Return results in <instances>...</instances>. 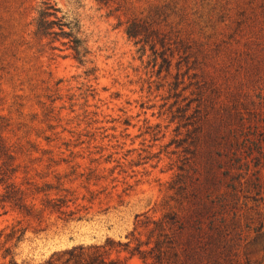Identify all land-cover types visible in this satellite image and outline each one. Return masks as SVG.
I'll list each match as a JSON object with an SVG mask.
<instances>
[{
    "label": "rangeland",
    "instance_id": "rangeland-1",
    "mask_svg": "<svg viewBox=\"0 0 264 264\" xmlns=\"http://www.w3.org/2000/svg\"><path fill=\"white\" fill-rule=\"evenodd\" d=\"M45 2L0 0V143L60 186L39 208L49 192L75 213L0 201V264L80 245L146 264L119 243L170 212L191 232L200 221L192 247L207 261L264 264V0H52L48 18L85 41V63L58 23L36 33ZM18 221L24 237L9 240Z\"/></svg>",
    "mask_w": 264,
    "mask_h": 264
},
{
    "label": "trees",
    "instance_id": "trees-1",
    "mask_svg": "<svg viewBox=\"0 0 264 264\" xmlns=\"http://www.w3.org/2000/svg\"><path fill=\"white\" fill-rule=\"evenodd\" d=\"M46 7L41 11L40 17L37 20V34L48 36L54 33L52 28L58 23L62 28V34L68 35L71 38L72 47L75 51V58L81 63H85L90 50L84 45L85 41L74 35L71 31L64 30L65 26L70 27V24L63 22L62 18L55 16L54 20L49 19V16L59 11L52 0L45 2ZM136 23H132L127 33L129 36H137L139 29ZM165 61V59H164ZM0 158H3V165L0 170V185H3L4 192L0 195V201L4 207L8 204L12 209L18 211L23 216L37 217L41 219L45 212L49 214L60 213L64 216H70L75 212L67 209L68 202L71 199L65 196L52 197L51 193H43L44 198L41 200V207H38L37 199L41 196V192L45 190L59 189L60 186H54L50 182H46L44 186L40 185L34 177L29 176L32 170L29 165L23 166L21 163L15 165L17 159L20 158L17 151L0 143ZM8 173L10 175H8ZM20 173H24V179L19 182ZM38 175V172L35 173ZM61 185V184H60ZM48 188V189H47ZM68 192L66 188H62ZM81 218V217H80ZM195 231L191 232L186 225V220L178 212H170L164 214L161 218L155 219L147 216L146 220L141 221L140 227L148 230V240L142 241L137 235L136 229L132 233L133 239L126 243H119L124 246L133 255H139L146 264H223L219 260L207 261L202 258V254L198 249L192 247V243L206 238V232L197 221ZM21 221L13 225L10 233L6 236L9 240L16 238L20 240L24 237L26 228L20 226ZM219 233V232H218ZM4 231L0 233V237ZM185 236V237H184ZM184 237V239H183ZM133 241L136 243L133 244ZM144 246H147L145 248ZM5 257L11 253V248L5 250ZM47 264H121L119 260L110 259L109 253L102 249L101 246H75L65 250L62 253L55 254ZM11 264H18L14 259Z\"/></svg>",
    "mask_w": 264,
    "mask_h": 264
}]
</instances>
